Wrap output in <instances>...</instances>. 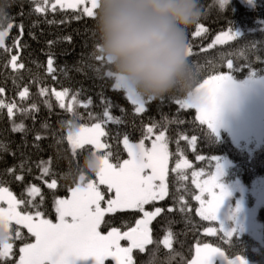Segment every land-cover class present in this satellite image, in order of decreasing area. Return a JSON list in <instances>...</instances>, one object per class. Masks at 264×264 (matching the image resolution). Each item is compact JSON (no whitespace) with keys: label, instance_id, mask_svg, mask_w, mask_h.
Instances as JSON below:
<instances>
[{"label":"snow or ice","instance_id":"snow-or-ice-1","mask_svg":"<svg viewBox=\"0 0 264 264\" xmlns=\"http://www.w3.org/2000/svg\"><path fill=\"white\" fill-rule=\"evenodd\" d=\"M34 7L30 13L45 14L49 10L55 12L57 8L61 10H73V17L81 20L85 17L95 21L99 0H29ZM229 0H197L199 17L210 16L213 11L217 16L225 17L228 25L227 30H221L211 44L207 46L212 49L214 45H224L229 41H236L243 38L242 34L233 28L231 20L224 15V9ZM251 3V0H249ZM16 7L14 0H0V50L4 56V67L10 65L16 84L15 74L19 73L25 65L21 63L19 49L22 47L21 38L24 35L23 4L19 6V13L13 14L11 9ZM20 18V23L16 20ZM55 21L48 20L52 24ZM37 22H33L32 27H36ZM19 29V35L12 37L13 29ZM206 29L199 18L195 22V30L191 33L194 37L206 33ZM261 31H264L262 26ZM35 39L34 33H29ZM97 33L94 30L92 38L97 40ZM11 39V46H7V41ZM71 40V37H66ZM51 47L55 42L49 40ZM186 56L191 67L192 84L189 90L174 88L168 93L156 98L145 97L140 94L122 77H119L111 69L104 56L99 51L98 40L93 44V49L86 56L82 55L81 60L69 69L62 68L61 73L67 75L69 71H75L86 78L104 79L110 81V88L113 91L123 93V96L133 107V115H143L148 111L147 105L153 100L159 99L164 103L167 98L176 107L174 116L161 113L162 121H155L149 117L150 122L139 124L133 120L131 123L132 132L117 131L115 134L107 129L108 125H124L123 115L116 116L112 108L116 107L112 101L106 97L104 86L100 85L101 111L93 112L89 110L93 105V99L88 97L82 100L81 93L85 91L82 87L76 91H71L69 87H62V90L49 89L41 86L37 95L44 97L42 103L49 110L53 105L49 96H54L58 107L67 114V118L60 120V126L66 130V136L58 134L52 130L51 136L57 143H63L66 139L70 146L71 155L75 158V168L60 176L65 180L66 186L58 184L57 173L53 172L50 160H40L36 163V168L40 175L35 179L42 180L50 190L45 193L41 187L28 180L33 168L31 158L26 156L23 148L19 146L20 156L18 163L5 166L0 169V264H147L142 258L147 256V249L151 245H158L160 242L153 239L150 224L153 219L160 215L162 209L155 207L153 211H147L145 206L154 205V202L162 201L166 197H171L173 204H179V208L169 207L168 211L178 210L183 216H188L192 212L189 206L190 200L197 202L194 212L201 221L215 223L218 227H207L204 234L208 236L220 235L222 244L229 245L232 232L225 230L217 222V209L224 196V187L218 183L220 175L219 165L215 171L199 170L191 171V185L194 186L192 194L186 199L188 189L183 192L169 191V172L176 174L174 183L187 180L185 170H190L193 165L188 159L183 157L182 152L177 153L175 166L169 168V137L166 135L168 125L175 123L177 126H188L189 121L182 119L191 110L194 115L190 124L196 135H178L177 140H187L189 144L196 145L203 142L205 126L207 129L215 131L217 116L220 105L224 99L225 91L231 83L230 73L234 70H242L241 67L234 66L233 60H227V71H218L216 66L210 62L207 67L211 69L206 77H201V66L197 63L194 68L189 58L194 55L193 46L188 40V29L185 34ZM255 44L252 45L254 49ZM16 50V54H12ZM10 57V58H9ZM264 63V59L257 58ZM55 56L49 52L47 55V73L53 80L57 79V69ZM244 68H250V64L245 63ZM256 71H249L254 74ZM102 73V75H101ZM33 84L37 82V77H33ZM5 87H0V109L7 110L13 133H24L29 131L26 125L17 123V113L21 120L31 117L36 120V112L39 110V103L34 101L29 106H19L14 100H6L2 94ZM20 100L29 98V86L23 85L22 90L16 89ZM78 109L87 110L86 116ZM123 114L126 109L120 107ZM85 120L87 122H85ZM47 121L41 124L42 129H51ZM157 129H161L157 132ZM139 132V139L133 141L132 135ZM122 138V141L120 137ZM43 137L37 132L34 140L39 142ZM112 139L116 142V150L108 142ZM122 142L123 151L127 158H122L118 145ZM150 143V146H149ZM26 144V141H25ZM39 147L37 143L35 145ZM4 145L0 144V148ZM179 149V143H177ZM14 160L17 159L16 151H10ZM209 158L204 155H197L196 160L204 162ZM82 161V162H81ZM87 162L92 168L88 171L84 164ZM19 173V174H18ZM48 177H51L50 182ZM15 184L19 189L15 192L11 185ZM61 187H66V196H58L57 192ZM55 214V222L48 218L52 212ZM118 212H131L142 214L136 218L134 223L122 222L121 226H114L116 223L115 214ZM22 229H26L25 234ZM122 241L127 242V246L122 245ZM19 245L18 251L16 250ZM163 248L168 250L167 260L171 264H212L215 256L223 257L225 264H246L240 255L231 257L220 245L213 246L210 243L201 244L199 241L184 255L177 253L173 246L172 233L169 232L162 241ZM183 251L184 243H181ZM134 250L140 256L134 260ZM159 255V252L156 253ZM167 264V261L162 262Z\"/></svg>","mask_w":264,"mask_h":264},{"label":"trees","instance_id":"trees-1","mask_svg":"<svg viewBox=\"0 0 264 264\" xmlns=\"http://www.w3.org/2000/svg\"><path fill=\"white\" fill-rule=\"evenodd\" d=\"M16 7L12 8L13 14L19 13V6L22 3L24 9L23 24L24 35L21 38L22 47L19 49V59L21 63L25 65V68L21 69L15 76L19 77L16 80V84H13V71L9 65L7 69L4 67V56L2 50H0V87H5L6 91L3 97L6 100H14L19 106L27 107L32 102L39 103V110L36 112L35 122L31 117L21 120L19 113H17V123L23 122L27 128L32 129L25 136L24 133L10 131L11 124L7 117V110L0 109V144L4 145L0 148V169L3 167L11 166L13 163H18L20 156L19 146L24 144L23 151L26 156L31 158L33 171L28 180L31 183H35L41 187V190L48 193L46 184L42 180L35 179L40 175L39 170L36 168V163L40 160L49 161L53 172L57 173L58 184L66 186V181L61 179L60 176L75 168V158L71 155L70 146L67 144L66 139L63 143H57L56 139L51 136L52 130L58 134L66 136V130H61L59 121L66 119L67 114L64 110L58 107L54 96H49L50 102L53 107L49 110L42 103L44 97L37 95L38 89L41 86H45L49 89L62 90V87H69L71 91H76L79 88L85 89L81 93V99L85 100L88 97L93 99V105L89 109L93 112L101 111L99 107L100 98V85L104 86V93L116 107L112 108V112L116 116L123 115L124 125H108L106 130L115 134L117 131L132 132L131 123L133 120L137 124L140 121L149 123V117L155 121L163 122L161 113L169 116H174L176 113V107L167 98L164 103H161L159 99L150 102L147 107L148 111L143 115H133V107L130 102L126 100L122 92L113 91L110 88V81L104 79H91L86 78L83 75L78 74L75 71H69L67 75L61 73V69L66 66L71 69L73 65L77 64L82 55L86 56L93 49V44L97 42L92 38V33L95 30L94 20L91 18H83L76 20L73 17V10H61L59 7L55 12L49 10L45 14L30 13V9L34 7L29 3V0H14ZM224 15L227 19L231 20L234 29H240L243 38L236 41H229L224 45H214L212 49H207V46L211 43L215 34L221 30H227L228 25L225 21V17L217 16L215 11L210 16L199 17L203 26L208 29L206 33H202L199 37H194L191 33L195 30V23L190 25L188 29V40L193 46L194 55L189 58L190 63L195 68L197 63L201 66V77H206L211 70L207 67L210 62L216 66L218 71H227V60L232 59L234 66L241 67L242 70L232 71L231 76L239 81L244 80L249 75L260 76L264 74V63L259 62L258 57L264 59V31H261L264 26V0H254L252 5H247L241 0H229L228 5L224 9ZM48 20L55 21L52 24L47 23ZM33 22H37L36 27H32ZM16 23H20V18L16 20ZM35 34V39L29 33ZM19 35V29H13L11 36L15 37ZM66 37H71V40H67ZM52 40L55 43L50 47L48 41ZM12 40L7 41V46H11ZM256 47L253 49L252 45ZM51 52L55 56V67L57 69V79L53 80L47 73V55ZM12 54H16V50ZM10 58V57H9ZM245 63L250 64V68H244ZM255 70L254 74H250L249 71ZM102 75V73H101ZM33 77H37V82L33 84ZM29 86V98L20 100L16 91L17 86L22 90L23 85ZM120 107L126 109L125 113L120 112ZM86 116L87 110L78 109ZM194 115V110L186 116H182V119L189 121L188 126H177L175 123L168 125L166 135L169 137V152L172 154L169 158V168L175 166L177 159V153L182 152L183 157L188 159L193 165L190 170H185L188 177L187 180L174 183L176 174L169 172L168 183L169 191L183 192L185 188L188 189V195L186 199L192 194L191 185V171L205 168V170H214L215 162L214 156H226L231 165L226 170L224 175L225 181H231L239 179L244 184H251L258 178H264V134L263 139L260 141L251 140L240 144H235L230 136L225 131L215 133L205 126L204 137L202 143L196 145L189 144L187 140L178 141V135H187L189 139L191 135H196L197 132L193 131L190 124L191 118ZM47 121L52 127L51 129H42L41 124ZM85 122H87L85 120ZM161 129H157V132ZM39 134L43 137L39 142L34 140L35 135ZM122 136L120 137L122 141ZM133 141L139 139V132H135L132 135ZM26 141V144H25ZM108 142L113 145V150H116V142L109 139ZM39 147H36V144ZM179 143V149L177 148ZM122 158H127L126 152L123 151L122 142L118 145ZM10 151H16L17 159L7 154ZM197 155H204L209 159L200 162L196 160ZM82 162V161H81ZM19 174V173H18ZM49 182L51 177H48ZM178 180V178H176ZM15 192L19 189L16 185H11ZM58 196H66V187H61L57 192ZM189 206L193 209L188 216H183L178 210L169 212V207L175 209L179 208V204H173L171 197H166L162 201L154 202V205H147L145 208L154 210L155 207L162 209L159 216L153 219L150 224L152 229L153 239L159 241L158 245H151L147 249V256L142 257L147 264H162L167 261V264H171L170 260H167V249L163 248L162 241L164 237L171 232L173 246L177 253L184 255L188 252L189 247L194 246L198 241L203 243H210L213 246L220 245L224 248L227 254L231 257L240 255L248 262V264H264V245L259 243L253 236L248 233L241 235H233L230 237L229 245L222 244L220 235L208 236L204 234V229L215 223H209L201 221L199 217L195 215L194 207L198 206L197 202L190 200ZM142 214H133L131 212H118L115 214L116 223L114 226H121L122 222L134 223L136 218ZM55 219L54 211L48 217ZM258 221L261 224L262 237L264 241V205H262L257 212ZM26 234L27 230L22 229ZM127 243L126 241H122ZM184 243L183 251H181V243ZM19 245L17 244L16 250L18 251ZM159 252V255L156 253ZM140 254L134 250V260L139 257ZM113 264V262H108ZM179 264V262H177Z\"/></svg>","mask_w":264,"mask_h":264},{"label":"clouds","instance_id":"clouds-1","mask_svg":"<svg viewBox=\"0 0 264 264\" xmlns=\"http://www.w3.org/2000/svg\"><path fill=\"white\" fill-rule=\"evenodd\" d=\"M199 18L197 0H99V51L116 75L145 97L189 90L186 29ZM84 167L91 171L87 162Z\"/></svg>","mask_w":264,"mask_h":264},{"label":"rangeland","instance_id":"rangeland-1","mask_svg":"<svg viewBox=\"0 0 264 264\" xmlns=\"http://www.w3.org/2000/svg\"><path fill=\"white\" fill-rule=\"evenodd\" d=\"M241 1L247 5L254 3V0H251V3L249 0ZM236 30L241 33L240 29ZM222 130L227 132L235 144L263 139L264 74L249 75L242 81L231 76V83L225 91L217 116L216 129L213 132L219 133ZM214 162L213 171L219 165L220 175L217 180L226 192L217 209V222L225 230L231 231L232 236L248 233L264 245L261 224L257 218L259 208L264 205V178H258L248 185L239 179L225 181L224 175L231 161L226 156H214ZM53 221L55 222V219ZM210 227H218V225ZM121 243L127 246V243ZM212 264H225V260L223 257L215 256Z\"/></svg>","mask_w":264,"mask_h":264},{"label":"water","instance_id":"water-1","mask_svg":"<svg viewBox=\"0 0 264 264\" xmlns=\"http://www.w3.org/2000/svg\"><path fill=\"white\" fill-rule=\"evenodd\" d=\"M246 261V260H245ZM246 264H248V262L246 261Z\"/></svg>","mask_w":264,"mask_h":264}]
</instances>
